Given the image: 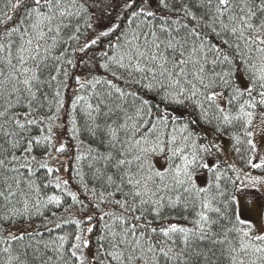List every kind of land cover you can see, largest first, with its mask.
Instances as JSON below:
<instances>
[{
	"label": "snow or ice",
	"instance_id": "snow-or-ice-1",
	"mask_svg": "<svg viewBox=\"0 0 264 264\" xmlns=\"http://www.w3.org/2000/svg\"><path fill=\"white\" fill-rule=\"evenodd\" d=\"M0 264H264V0H0Z\"/></svg>",
	"mask_w": 264,
	"mask_h": 264
}]
</instances>
